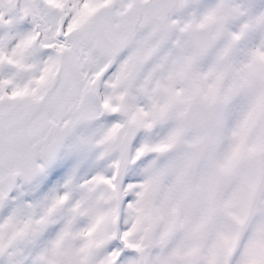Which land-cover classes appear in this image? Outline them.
<instances>
[{
    "label": "snow or ice",
    "instance_id": "snow-or-ice-1",
    "mask_svg": "<svg viewBox=\"0 0 264 264\" xmlns=\"http://www.w3.org/2000/svg\"><path fill=\"white\" fill-rule=\"evenodd\" d=\"M0 264H264V0H0Z\"/></svg>",
    "mask_w": 264,
    "mask_h": 264
}]
</instances>
